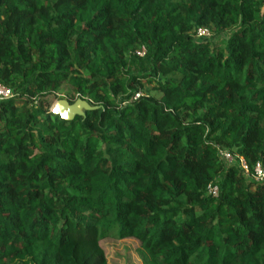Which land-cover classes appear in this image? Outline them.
Wrapping results in <instances>:
<instances>
[{"label":"trees","instance_id":"obj_1","mask_svg":"<svg viewBox=\"0 0 264 264\" xmlns=\"http://www.w3.org/2000/svg\"><path fill=\"white\" fill-rule=\"evenodd\" d=\"M0 86V264H264V0H0Z\"/></svg>","mask_w":264,"mask_h":264},{"label":"rangeland","instance_id":"obj_2","mask_svg":"<svg viewBox=\"0 0 264 264\" xmlns=\"http://www.w3.org/2000/svg\"><path fill=\"white\" fill-rule=\"evenodd\" d=\"M211 36V42L218 44L221 39H225L229 36V32L221 35L220 38L216 37L213 34H211ZM139 94L144 96L151 95V87H142V89L139 91ZM69 99L70 98L67 91L63 88L57 95L47 97L45 99L44 108L49 113H52L57 103L61 101L68 102ZM80 111L83 112L84 108H80ZM100 245L104 250V254L108 264H150V256L147 254V252L140 250L138 244L133 240L117 241L107 239L101 241Z\"/></svg>","mask_w":264,"mask_h":264},{"label":"built area","instance_id":"obj_3","mask_svg":"<svg viewBox=\"0 0 264 264\" xmlns=\"http://www.w3.org/2000/svg\"><path fill=\"white\" fill-rule=\"evenodd\" d=\"M211 32L207 29H198L195 34L197 40H209L211 38ZM139 55H143V49ZM139 95H136L137 98ZM12 97V93L9 89L0 86V101L7 100ZM222 159L228 164H238L239 169L245 176L251 177L256 182H262L264 180V170L259 164L255 165L251 170L248 168L247 163L242 157H234L227 152H220ZM208 195L211 197H217L218 188L213 185H209L207 189Z\"/></svg>","mask_w":264,"mask_h":264},{"label":"water","instance_id":"obj_4","mask_svg":"<svg viewBox=\"0 0 264 264\" xmlns=\"http://www.w3.org/2000/svg\"><path fill=\"white\" fill-rule=\"evenodd\" d=\"M80 108H84V111L90 109L86 102L82 100H77L73 105H69L68 102L61 101L56 104L52 111V114L59 116L65 121H71L75 116L83 115L84 111L81 112Z\"/></svg>","mask_w":264,"mask_h":264}]
</instances>
